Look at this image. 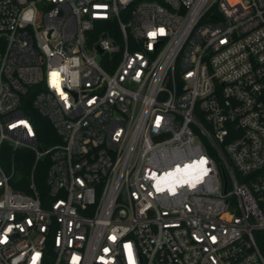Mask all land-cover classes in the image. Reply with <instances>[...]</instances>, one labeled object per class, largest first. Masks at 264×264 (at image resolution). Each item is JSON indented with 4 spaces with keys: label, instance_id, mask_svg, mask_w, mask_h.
<instances>
[{
    "label": "built area",
    "instance_id": "2783aa9c",
    "mask_svg": "<svg viewBox=\"0 0 264 264\" xmlns=\"http://www.w3.org/2000/svg\"><path fill=\"white\" fill-rule=\"evenodd\" d=\"M260 241L264 0H0V264H264Z\"/></svg>",
    "mask_w": 264,
    "mask_h": 264
},
{
    "label": "trees",
    "instance_id": "16d2710c",
    "mask_svg": "<svg viewBox=\"0 0 264 264\" xmlns=\"http://www.w3.org/2000/svg\"><path fill=\"white\" fill-rule=\"evenodd\" d=\"M32 95L30 94L26 99V102L23 106V112L31 118L36 134L38 135L39 145L43 149L49 148L52 144L58 142V136L55 134V131L49 121L43 118L31 104ZM6 157L11 158L13 156L15 162L16 174L13 180L11 181L12 187L16 190L27 191L26 185L28 184V175L31 171V166L34 161V155L32 152L25 148H18L16 151L10 150L7 148ZM49 164L48 157H44L39 160L35 167V178L38 186L43 191L46 186L44 179L46 176L47 166ZM260 244L264 250V241H260Z\"/></svg>",
    "mask_w": 264,
    "mask_h": 264
},
{
    "label": "clouds",
    "instance_id": "9594fccd",
    "mask_svg": "<svg viewBox=\"0 0 264 264\" xmlns=\"http://www.w3.org/2000/svg\"><path fill=\"white\" fill-rule=\"evenodd\" d=\"M29 17L28 16H25V19H28Z\"/></svg>",
    "mask_w": 264,
    "mask_h": 264
}]
</instances>
